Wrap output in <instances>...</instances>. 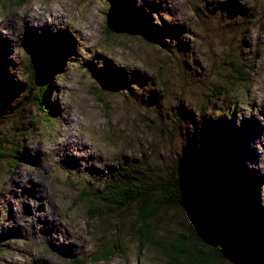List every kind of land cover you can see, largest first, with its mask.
I'll list each match as a JSON object with an SVG mask.
<instances>
[{"label":"rangeland","instance_id":"374dc122","mask_svg":"<svg viewBox=\"0 0 264 264\" xmlns=\"http://www.w3.org/2000/svg\"><path fill=\"white\" fill-rule=\"evenodd\" d=\"M110 16L120 38L105 33ZM59 44L60 74L36 100L39 64ZM30 65L34 91L25 101L17 86L26 88ZM104 65L125 86L103 78ZM1 70L14 85L0 94V136L18 153L0 158V264H170L155 244L140 247L130 235L132 209L101 208L91 219L78 196L124 162L150 183L168 175L194 131L210 153L220 115L255 183L250 199L264 207V0H0ZM158 213L155 241L173 239L192 219L189 208ZM117 234L123 253L96 259ZM236 251L237 263L214 264H262Z\"/></svg>","mask_w":264,"mask_h":264},{"label":"trees","instance_id":"16d2710c","mask_svg":"<svg viewBox=\"0 0 264 264\" xmlns=\"http://www.w3.org/2000/svg\"><path fill=\"white\" fill-rule=\"evenodd\" d=\"M123 14L122 17H126L133 23L127 22L128 24L137 25L138 28L149 30L153 34L157 32L154 26L147 21H141L140 17H134L136 15L131 13ZM115 22L117 21L110 16V21H107L105 27L106 35L118 36L112 33L113 29H109ZM175 39L177 38L175 37ZM161 44L164 49L166 48L165 51L177 48V45ZM61 47L64 46L59 44L58 47H52L50 59L39 64L38 75L37 72L34 73L36 68L34 65H30L29 70L27 68L26 80L30 87L27 85L26 88L17 86L20 91L24 90L23 92L26 93L25 101L27 94L31 95L34 91L32 82L34 74L38 76L39 81L36 92L33 93L34 98L39 100L42 95L44 98L48 95L49 81L53 77L57 78L60 74V63L64 57L61 54ZM35 48L37 52L43 49L41 46H35ZM100 70L102 77L107 78L111 84L125 86V76L116 69L104 65V68ZM11 85L14 84L1 70L0 94L10 90ZM149 94V100L157 103L159 98L157 94L153 91H150ZM2 98L0 96V100ZM24 105L26 104L24 103ZM206 122V126L212 125V120L207 119ZM214 127L217 129V134L213 138L214 148L210 153H208L209 150L200 148L196 144L197 139L194 131V135L189 140L188 138L184 140V153H182L181 159L174 164L171 173L158 175L157 180L153 183L143 180V175H139V172H132V168L125 169V162L109 166L107 168L108 175L106 174L108 177L104 178L106 179L104 182L102 181L101 184L89 183V186L98 185V187L93 191L83 188L78 196L79 199H86L90 218L96 217L101 208L110 211L132 209L135 220L129 226L130 235L135 238L140 247L145 244H155L166 253L170 264H214L223 260L237 263L236 248L242 253L244 251L247 255L253 256L257 261L262 260L263 264L264 207L259 202L250 199V193L257 192V190H253L255 183L248 180L242 171L234 143L227 141L230 139L229 127L223 115L219 116ZM210 129L212 130V127ZM240 135L243 137V132ZM2 137L0 136V158L6 160L13 158L12 154L16 155L18 152L14 150L11 142ZM190 141L192 142L190 143ZM185 154L187 158L184 157ZM139 161L141 164L144 162L143 160ZM68 174L66 176H69ZM192 175L196 176L198 180H194ZM186 178L194 180V182L188 183ZM215 207L219 210H216ZM163 208L180 210L189 208L192 219L189 225L185 224V227L183 224H179L181 231L173 239L155 241L153 240L154 232L161 219L158 212ZM193 212L198 218H195ZM187 221L188 219L185 220V222ZM118 224H121L123 228L124 220L119 219ZM122 230L124 231V229ZM122 232L119 230L118 234ZM118 234L113 241L114 245L102 249V254L94 255L97 256L96 259L101 256H112L117 252L123 253ZM121 235L123 236V233Z\"/></svg>","mask_w":264,"mask_h":264},{"label":"water","instance_id":"95a60500","mask_svg":"<svg viewBox=\"0 0 264 264\" xmlns=\"http://www.w3.org/2000/svg\"><path fill=\"white\" fill-rule=\"evenodd\" d=\"M215 208H216V210H219V209H217V207H215ZM214 210H215V209H214ZM193 213H194L195 218H198L197 215H196V213H195V212H193ZM193 213H192V214H193ZM190 223H191V222H190ZM236 253H238V252H236Z\"/></svg>","mask_w":264,"mask_h":264},{"label":"bare ground","instance_id":"6f19581e","mask_svg":"<svg viewBox=\"0 0 264 264\" xmlns=\"http://www.w3.org/2000/svg\"><path fill=\"white\" fill-rule=\"evenodd\" d=\"M23 16H27L26 14H23ZM61 50V49H60ZM261 109V108H260Z\"/></svg>","mask_w":264,"mask_h":264}]
</instances>
